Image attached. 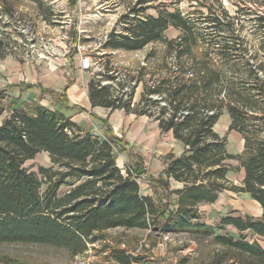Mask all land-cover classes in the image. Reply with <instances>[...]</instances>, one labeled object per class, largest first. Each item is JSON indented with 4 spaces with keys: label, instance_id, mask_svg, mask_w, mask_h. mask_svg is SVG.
<instances>
[{
    "label": "trees",
    "instance_id": "1",
    "mask_svg": "<svg viewBox=\"0 0 264 264\" xmlns=\"http://www.w3.org/2000/svg\"><path fill=\"white\" fill-rule=\"evenodd\" d=\"M148 1L136 0L121 16L122 31L110 34L104 46L134 51L162 42L165 73L155 77L152 72L134 102V77L104 70L89 79L88 98L92 107L146 115L183 144L179 155L164 157V176L157 178L164 200L143 194L130 168L122 171L117 138L83 131L61 111L37 102L17 105L0 89V243L49 244L74 256L99 241L104 230L157 228L186 232L214 246L201 264H264V246L253 238L264 239V13L248 12L263 36L254 47L234 25L241 9L231 14L221 6L214 14L206 6L211 24L204 27L177 8L141 15ZM170 27L176 36L164 34ZM1 43L0 57L6 54ZM147 56L155 57L152 48ZM57 100L66 105L65 94ZM223 113L229 130L243 139L237 154L227 151L226 139L214 130ZM39 152H46L56 168L28 170L25 161ZM240 169L241 184H233L228 173ZM170 179L181 186L171 189ZM63 185L68 189L59 193ZM224 190L248 194L261 215H226L217 226L202 221L199 205L213 203ZM110 256L131 264L123 249H113ZM6 263L11 262L0 260Z\"/></svg>",
    "mask_w": 264,
    "mask_h": 264
},
{
    "label": "rangeland",
    "instance_id": "2",
    "mask_svg": "<svg viewBox=\"0 0 264 264\" xmlns=\"http://www.w3.org/2000/svg\"><path fill=\"white\" fill-rule=\"evenodd\" d=\"M135 2L136 0H77L74 4L72 0H0L5 9L4 12H7L9 17L5 22L0 21V34L1 37L3 36V41L0 38V42H2L5 51L10 49L8 53L11 56H18L21 58L17 59L27 61L30 59L21 54L25 51L19 46L24 47L22 43H27V39L31 38L32 31L40 32L43 37L50 36V33L56 36H62L65 33L67 34L66 38L58 43L69 48L66 55L77 53L75 47L77 44L84 47L81 48L82 50L91 49L93 52L101 53L96 55L98 60L94 63L95 70L86 72L90 78H98L96 73L109 69H116L121 74L128 72L129 76L134 77L130 85L134 90L133 100L135 102L139 100L143 86L149 84L152 72L155 71V77L165 73L163 68L165 61L162 57L163 43L154 42L141 50L134 51L111 50L104 46L110 34L122 31L125 22L121 16L128 12ZM145 4L150 7L140 13L141 15H157L159 9L173 11L177 8L185 14H189L199 26L204 27L211 24V20L205 19L209 11L206 6H211L215 11L214 14L219 12L221 6L231 14L241 9L235 18L234 25L240 29L244 40L255 47L263 38L259 32L254 30V14L250 15L248 12L264 13V0H151ZM198 10H201L203 15ZM129 17L131 18L132 14ZM46 23L48 26L45 25ZM24 29L25 32H22ZM17 31L22 35H17L15 33ZM177 33L178 31L172 27L164 32L167 37H174ZM151 48L155 52V57L148 58L147 54ZM59 57L61 56L56 58ZM107 82L103 80L102 84ZM2 117H0V122ZM148 118L146 120L152 122V119ZM229 121L226 113L221 114L214 129L226 139L227 151L237 154L241 149L242 141L239 133L229 130ZM104 123L106 124V121ZM119 141L116 161L122 171L125 168H130L142 193L150 189L152 197L156 200H164L163 190L157 183V178L160 176L157 174L158 167L161 166V162L164 164V156H159V153L155 151V148L160 146V141L157 140L154 143V149L150 148V153H145V157H141L137 149L139 148L144 153L143 146L135 145V148L134 144L127 143L126 145L124 141ZM229 163L236 166L238 162L231 159ZM24 166L35 172H38L39 166L56 168L46 152H39L34 158L25 161ZM228 178L233 184L240 185L242 171L231 170L228 173ZM45 187L46 184H43L41 190L43 191ZM67 189V186L63 185L60 187L59 193H63ZM171 207L169 204L168 208ZM259 209V205L248 194L232 190L220 192L213 203L199 205L201 220L213 226H217L221 217L226 215L256 217L260 214ZM226 230L235 234V230L230 226H227ZM216 232H221V230L218 228ZM101 234L102 237L99 241L90 243L85 252L74 256H70L64 248L49 244L0 243V260L11 262L6 264H119L112 259L110 252L113 249H123L132 256L131 264H201L212 250H215L214 246L207 241L198 243L186 232H161L157 228L149 230L116 227L104 230ZM249 237L252 236L249 235ZM253 238L260 243V237L253 236ZM261 244L264 246L262 241ZM136 258L140 259L136 260Z\"/></svg>",
    "mask_w": 264,
    "mask_h": 264
},
{
    "label": "crops",
    "instance_id": "3",
    "mask_svg": "<svg viewBox=\"0 0 264 264\" xmlns=\"http://www.w3.org/2000/svg\"><path fill=\"white\" fill-rule=\"evenodd\" d=\"M86 72L80 67L79 54L76 52L54 60L37 61L19 60L6 53L0 57V89H4L8 98L16 104L39 101L38 103L50 109H57L70 117L83 131L95 133L103 138L106 134L117 138V150L119 140H122L126 145L128 143L143 146L144 153L137 149L141 157H145V153H150L149 149H154V143L159 140L160 146L156 147L155 151L161 157L168 153L179 155L183 151V144L172 136L171 131L162 132L156 121L146 120L149 119L148 116L126 113L122 109L111 111L101 106L92 107L88 98L90 76ZM61 94H65L66 105L57 100V95ZM241 141L240 151L243 147L242 137ZM160 165L157 174L164 176V164L161 162ZM240 170L243 179L244 172ZM170 181L171 189L181 186L173 179ZM143 194L152 195L150 189ZM259 208L258 216L262 213L260 205ZM261 241L264 243V239H260Z\"/></svg>",
    "mask_w": 264,
    "mask_h": 264
},
{
    "label": "built area",
    "instance_id": "4",
    "mask_svg": "<svg viewBox=\"0 0 264 264\" xmlns=\"http://www.w3.org/2000/svg\"><path fill=\"white\" fill-rule=\"evenodd\" d=\"M4 11H5L4 6L2 5V3H0V21L2 22H5V20L9 18L7 12ZM45 25L48 26L47 23ZM28 28L30 27L28 26ZM61 28H63V26H61ZM22 32H25V29ZM15 33L19 36L22 35V34H18V31ZM31 33H32L31 38L29 39L26 38L27 43L29 42L30 44L22 43L24 47L19 46L20 48H23V50L25 51L21 54H23L24 57H28L27 59L51 60L53 58H56L57 56H65L69 52V48L66 45H62L58 43V41L63 40V38H66L67 34L64 33L62 36H56L50 33V36L43 37L42 34L38 31L35 32L32 31ZM0 38L3 41V36L1 37V34H0ZM18 41L20 42V40ZM75 47L77 48V53L79 54L80 67L86 71L95 70L94 63L98 60V56L96 55H100L101 53L99 51L93 52L91 49L82 50L81 48L84 47H80L79 44H77ZM14 48L16 49L15 46ZM9 51L10 49H6L7 54H9L8 53ZM12 54L18 55L15 53ZM13 57L21 58L18 56H13Z\"/></svg>",
    "mask_w": 264,
    "mask_h": 264
}]
</instances>
